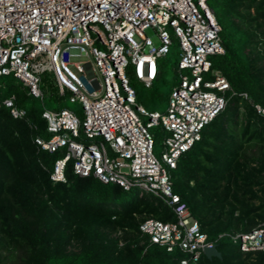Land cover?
<instances>
[{"label": "trees", "instance_id": "obj_1", "mask_svg": "<svg viewBox=\"0 0 264 264\" xmlns=\"http://www.w3.org/2000/svg\"><path fill=\"white\" fill-rule=\"evenodd\" d=\"M208 3L224 47L208 57L231 88L225 108L170 169L171 189L222 254L202 253L198 264H264V247L245 250L240 238L234 239L264 227V115L256 108L264 107V0ZM167 55L159 59L158 79L144 85L145 93L136 88L149 111L168 101L178 84L168 78ZM42 77L45 95L39 98L14 75H0V264H182L185 251H169L140 228L148 218L178 219L162 197L80 175L73 160L64 180L52 177L65 150L42 149L36 141L50 136L44 98L70 93H59L50 72ZM12 108L25 114L14 117ZM149 130L161 157L167 132L160 125Z\"/></svg>", "mask_w": 264, "mask_h": 264}, {"label": "built area", "instance_id": "obj_2", "mask_svg": "<svg viewBox=\"0 0 264 264\" xmlns=\"http://www.w3.org/2000/svg\"><path fill=\"white\" fill-rule=\"evenodd\" d=\"M148 29L156 32L159 45ZM170 29L181 48L180 78L165 112L149 111L138 101L135 82L149 87L158 78L159 59L173 43ZM220 32L208 0H0V75H14L42 98V76L48 71L60 94L69 92L72 102L82 104L83 120L71 108L44 110L50 136L38 137V145L65 150L52 177L64 180L73 160L80 175L162 197L178 219L148 218L140 228L169 251H185L182 264H198L204 248L214 244L172 193L170 169L226 106L230 83L208 57L224 52ZM5 103L13 106L11 99ZM256 108L264 115V107ZM12 114L21 117L25 110L12 108ZM153 125L167 132L161 157L154 150ZM239 238L245 250L262 248L264 227L234 236Z\"/></svg>", "mask_w": 264, "mask_h": 264}, {"label": "rangeland", "instance_id": "obj_3", "mask_svg": "<svg viewBox=\"0 0 264 264\" xmlns=\"http://www.w3.org/2000/svg\"><path fill=\"white\" fill-rule=\"evenodd\" d=\"M146 33H147V35H149L152 38L153 42L156 45H159L160 39H159L158 35L156 34V32L153 29L146 30ZM170 33H171V36H172V39H173V43L171 45V50L168 53L165 61H166L167 65L169 66V73H168L169 80L171 82H177L179 80V78H180V73L178 71V67L180 65L181 48H180V44H179V41H178L177 37L175 36V34L173 33V31L171 29H170ZM93 61L95 63L94 58H93ZM71 69L75 73L80 74L78 72L77 68L74 65H71ZM96 73L99 74L100 81L104 82V78L101 75L98 66H96ZM52 77H53V75H52ZM162 78H163V74L160 75L159 79H162ZM53 80H54V77H53ZM135 86H136V88H138V90H140V92L145 93L144 84L139 83V82H135ZM44 102H45L47 108L51 109V110H59V109H62L64 107L71 108V109L75 110L80 115V117L83 120L81 102H79V101L72 102L70 95H67V96H65L64 98H61V99L51 98V97L46 95L45 98H44ZM167 106H168V101H163L159 105V107H157V110L160 111V112H165V110L167 109ZM141 116H142L143 120L148 118V116H145L143 114ZM139 190L143 191V189H141V188H139ZM148 194H150V193H148ZM191 221H192L191 217H187L186 218V222L187 223H190Z\"/></svg>", "mask_w": 264, "mask_h": 264}, {"label": "water", "instance_id": "obj_4", "mask_svg": "<svg viewBox=\"0 0 264 264\" xmlns=\"http://www.w3.org/2000/svg\"><path fill=\"white\" fill-rule=\"evenodd\" d=\"M204 254L207 255L208 257H214V256L221 257L222 256L221 252L218 250L215 244L211 246H206L204 248Z\"/></svg>", "mask_w": 264, "mask_h": 264}, {"label": "bare ground", "instance_id": "obj_5", "mask_svg": "<svg viewBox=\"0 0 264 264\" xmlns=\"http://www.w3.org/2000/svg\"><path fill=\"white\" fill-rule=\"evenodd\" d=\"M213 51L220 52V51H222V50H221V49H215V50H213Z\"/></svg>", "mask_w": 264, "mask_h": 264}]
</instances>
